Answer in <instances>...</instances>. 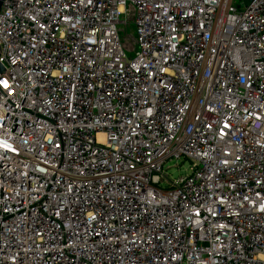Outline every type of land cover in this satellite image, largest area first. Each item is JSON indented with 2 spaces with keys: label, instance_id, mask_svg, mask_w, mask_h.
Instances as JSON below:
<instances>
[{
  "label": "built area",
  "instance_id": "1",
  "mask_svg": "<svg viewBox=\"0 0 264 264\" xmlns=\"http://www.w3.org/2000/svg\"><path fill=\"white\" fill-rule=\"evenodd\" d=\"M0 66V264H264V0H2Z\"/></svg>",
  "mask_w": 264,
  "mask_h": 264
},
{
  "label": "rangeland",
  "instance_id": "2",
  "mask_svg": "<svg viewBox=\"0 0 264 264\" xmlns=\"http://www.w3.org/2000/svg\"><path fill=\"white\" fill-rule=\"evenodd\" d=\"M236 1H245V0H236ZM122 36V33H120ZM126 36L129 40L126 41V44H131L130 41L135 37L134 29L131 25L126 28ZM136 49V46H135ZM168 176L171 179H177L180 176L186 175L189 172V162L187 159L181 158H173L167 161L166 165L164 166Z\"/></svg>",
  "mask_w": 264,
  "mask_h": 264
},
{
  "label": "water",
  "instance_id": "3",
  "mask_svg": "<svg viewBox=\"0 0 264 264\" xmlns=\"http://www.w3.org/2000/svg\"><path fill=\"white\" fill-rule=\"evenodd\" d=\"M1 1H2V0H0V6H1ZM0 69H2L1 66H0Z\"/></svg>",
  "mask_w": 264,
  "mask_h": 264
}]
</instances>
